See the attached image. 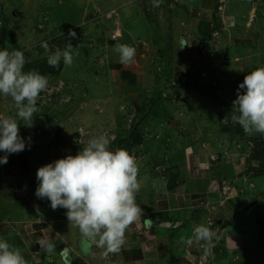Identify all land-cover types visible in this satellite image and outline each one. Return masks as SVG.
I'll return each instance as SVG.
<instances>
[{
    "label": "rangeland",
    "instance_id": "1",
    "mask_svg": "<svg viewBox=\"0 0 264 264\" xmlns=\"http://www.w3.org/2000/svg\"><path fill=\"white\" fill-rule=\"evenodd\" d=\"M250 1L258 5L256 13L247 7ZM230 7L235 14L234 27L224 30L215 21L211 38L202 44V37L195 38V43L192 39L183 43L179 40L171 25L173 10L163 2L154 7L153 0H0V50H14L4 32L7 19L18 45L25 52L35 50L28 57L33 65L48 58L49 53L41 47L43 42L52 52L63 50L69 29L77 34L72 45L82 44L75 49L79 54L74 55L73 64L65 66L59 76L49 77L48 88L37 100V113L51 111L54 118L38 116L33 128L39 130L34 147L42 157L34 159L36 188L40 167L76 155L77 146L82 150L89 139L100 135L110 139L112 150L118 149L117 142L125 139L134 126L142 134L141 145L130 150L139 164L140 184L159 171L165 173L188 146L208 144L222 154L241 149L251 152L249 139L264 134L244 132L239 140L225 128L235 132L240 126L231 119L236 84L257 67H264V0H234ZM93 10L96 13L89 19ZM114 44L137 49L136 63L128 67L130 79H123L122 90L110 74V64L119 58ZM16 112L11 97L0 95V116H15ZM55 118L60 122L58 132ZM18 124L20 133L30 128L19 118ZM42 129L47 130L45 134ZM56 140L65 144H55ZM253 175L243 181L249 185L241 191L247 195L244 203L256 205L244 218L246 228L255 232L256 248L230 255L219 243L222 238L215 240L207 256L204 249H195L196 263L182 256L178 264H264L259 234V223L264 219V173L256 178ZM34 190L29 198L32 196L33 205H39L46 218L66 216V209L53 211L50 201L38 199ZM235 230L240 229L236 226Z\"/></svg>",
    "mask_w": 264,
    "mask_h": 264
},
{
    "label": "crops",
    "instance_id": "2",
    "mask_svg": "<svg viewBox=\"0 0 264 264\" xmlns=\"http://www.w3.org/2000/svg\"><path fill=\"white\" fill-rule=\"evenodd\" d=\"M233 1L162 0L173 10L171 25L176 35H180L182 43L186 39L195 43V38L202 37V26L210 24L213 27L215 21L224 30L233 28L236 23L230 7ZM251 2L247 7L256 13L258 5ZM95 13L93 10L89 19ZM135 63L133 60L130 64H121L119 57L110 64V74L118 89L122 90L125 83L119 67L111 65H120L123 70L129 71L128 67ZM37 119H33L28 132L20 133L26 142L25 150L8 155V163L0 165V239L18 247L28 264H63L59 253L65 247L70 250L72 264H178L182 256L184 259L195 249L199 252L203 249V242L191 246L183 243L193 235L194 227L200 224L211 225L217 231L215 240L223 238V242L219 243L230 255L256 248L255 232L251 233L246 228L247 221H244L256 205L252 207L244 203L243 197L247 195L241 191L242 187L249 185L243 181L253 175L252 172L247 173L250 152L241 149L222 154L217 147L195 144L184 148L181 159L165 173L159 171L158 175L142 180L136 202L144 215L127 229L125 243L118 253L105 255L106 249L98 246L85 253L78 228L70 225L65 215V219L58 220L43 215V222L38 221L32 196L29 198L36 190L34 159H42L39 149L34 147L40 138L39 130L33 129ZM26 122L27 125L30 123ZM41 131L45 134L47 130ZM77 149L81 151L78 146ZM4 155L6 153L0 152V157ZM247 209L249 211L245 215ZM144 220H151V224L145 225ZM236 226L240 230H235ZM42 229L46 230L42 232ZM43 235H50L53 239L54 253L48 254L36 243Z\"/></svg>",
    "mask_w": 264,
    "mask_h": 264
},
{
    "label": "clouds",
    "instance_id": "3",
    "mask_svg": "<svg viewBox=\"0 0 264 264\" xmlns=\"http://www.w3.org/2000/svg\"><path fill=\"white\" fill-rule=\"evenodd\" d=\"M160 3L162 0H153L154 7H159ZM67 36L68 42L63 50L57 48L52 52L47 42L41 44L49 53L47 63L50 67H59L61 60L70 67L74 55L79 54L75 49L82 44L74 47L71 43L72 39L77 38L76 32L69 29ZM113 47L119 54L121 64L133 62L137 52L135 47L128 44ZM26 62L24 53L19 49L0 50V95L11 97L17 109L15 116L0 117V152L6 153L0 157V165L8 163V155L25 150L26 142L20 136L18 118L30 121L27 126H31L34 114L38 112L39 95L49 85L47 76L36 70L24 71ZM232 103L233 123L239 124L246 134H264V67H257L244 77L238 86L237 98ZM110 144L106 135L93 137L76 155L69 154L40 167L36 172L39 183L35 196L50 201L53 211L58 208L67 210V220L78 228L85 253L90 252L93 246L106 249L105 255L118 253L125 243L127 229L144 215L136 202L141 189L137 159L126 149L112 150ZM33 207L38 221L43 222L39 205ZM144 223L150 225L151 220H144ZM217 234L211 225H196L193 235L183 243L191 246L203 242L201 247L207 256L215 246ZM36 243L48 254L56 251L50 235H43ZM59 255L63 264H72L69 248H63ZM0 264L28 262L18 247L0 239Z\"/></svg>",
    "mask_w": 264,
    "mask_h": 264
},
{
    "label": "trees",
    "instance_id": "4",
    "mask_svg": "<svg viewBox=\"0 0 264 264\" xmlns=\"http://www.w3.org/2000/svg\"><path fill=\"white\" fill-rule=\"evenodd\" d=\"M3 19H5V17H2V20ZM7 22H9V19H7L6 23L4 24V32H5L6 36L8 37L13 48L21 50L25 55L27 62L24 66V71L27 72L30 70H36L40 74L45 75L48 78L59 76L61 74V72L63 71V69L65 68L63 60H61L60 65L57 68L50 67L47 63V58H45L41 64L33 65V62L28 61V57L32 53H34L35 50L31 49V50L25 52L20 47V45H18L19 43H18L17 38L10 32V27L7 26ZM202 30H203L202 31V38L200 39V42L202 44H204V42H206L209 38H211V33H212L213 29L211 28L210 24H205L202 26ZM89 43H90V41H88V44ZM201 50L202 49L199 48V51H201ZM111 66L119 67V70H121V79L122 80L124 79V80L129 82L131 74H129L128 71H124L122 69V67H120V65H111ZM215 100H217V99H215ZM150 103H155V101H150ZM51 114H53V112H51V111H46L45 113L43 112L40 114L36 113V114H34L33 118H37L38 116H43V115L46 116V118H54V116ZM54 123L56 126V132H58L60 130V127H59L60 124H59L58 118L54 119ZM228 127H230V126H228ZM236 129L237 130L234 132L230 128H225V132H228L229 134H231L232 138H238L239 140L243 139V137H244L243 128L241 126H239ZM249 140H250L249 144H251V147H252V151L250 152V156H249V164H250V166H253L255 168L249 167L248 171L249 172L252 171V173L254 174V178H256V177L261 176L264 173V137H263V135H258L257 137H253ZM54 143L64 144L61 142H57V140L54 141ZM141 143H142V134L140 132L136 131V128L134 126L133 131H131V132L129 131L128 136H126V138L123 140L120 139L117 142V145H118V149L119 148L126 149L130 153V150L133 146L141 145ZM253 164H257V168ZM259 227H260L259 234L262 237V240L260 241V243L262 246H264V219L260 221Z\"/></svg>",
    "mask_w": 264,
    "mask_h": 264
},
{
    "label": "built area",
    "instance_id": "5",
    "mask_svg": "<svg viewBox=\"0 0 264 264\" xmlns=\"http://www.w3.org/2000/svg\"><path fill=\"white\" fill-rule=\"evenodd\" d=\"M193 257H195V260L193 259ZM186 258H187V261H190L192 263L196 261V256L194 255V253H190L189 255H186ZM199 264H203V263H199Z\"/></svg>",
    "mask_w": 264,
    "mask_h": 264
},
{
    "label": "water",
    "instance_id": "6",
    "mask_svg": "<svg viewBox=\"0 0 264 264\" xmlns=\"http://www.w3.org/2000/svg\"><path fill=\"white\" fill-rule=\"evenodd\" d=\"M57 138V137H56Z\"/></svg>",
    "mask_w": 264,
    "mask_h": 264
}]
</instances>
